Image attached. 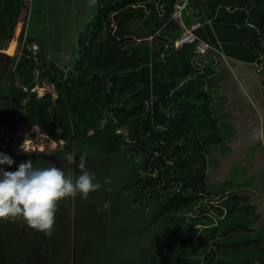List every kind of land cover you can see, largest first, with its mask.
Listing matches in <instances>:
<instances>
[{
  "label": "trees",
  "instance_id": "1",
  "mask_svg": "<svg viewBox=\"0 0 264 264\" xmlns=\"http://www.w3.org/2000/svg\"><path fill=\"white\" fill-rule=\"evenodd\" d=\"M156 1L97 0L86 12L79 6L76 15L69 0H31L26 17L31 9L45 24L66 12L71 19L72 64L61 68L49 59L44 40L25 35L30 0H0V46L22 44L1 85L0 125L12 126L23 110V119L50 137L59 129L75 141L87 162L109 160L123 189L132 190L141 210H151L147 225L167 237L159 244L167 246L163 256L155 252L152 264H264V228H253L257 215L248 196L236 189L206 197L207 141H222L202 89L213 63L201 67L192 45L173 47L179 25L170 20L172 1L162 11ZM192 2L197 18L210 20L197 30L202 39L226 58L264 64V0ZM44 83L55 98L31 90ZM121 196L127 204L130 195ZM8 225L0 219V264H31L29 238Z\"/></svg>",
  "mask_w": 264,
  "mask_h": 264
},
{
  "label": "rangeland",
  "instance_id": "2",
  "mask_svg": "<svg viewBox=\"0 0 264 264\" xmlns=\"http://www.w3.org/2000/svg\"><path fill=\"white\" fill-rule=\"evenodd\" d=\"M56 1L60 4L63 0ZM69 1L76 15L82 7L86 12L95 8L96 4H92L91 0ZM52 12L57 15L52 10L50 14ZM93 12L92 9L90 15ZM67 14L45 24L30 9L25 29V35L35 34L41 41L44 40L49 59L61 68L72 64L70 36L74 31L69 27L71 19ZM5 42L0 46V53L3 54L0 72L5 58H10L8 71L12 58H18L22 49L19 42ZM29 47L33 52L37 50L36 44ZM210 61L213 72L206 76L202 89L208 93L222 141L219 144L207 141L209 196L206 197L215 199L217 195L241 189L257 215L253 228H264V85L261 82L264 64L223 59L215 52L198 58L201 67ZM39 89H43L42 93ZM32 90L37 97L45 94L56 97L51 84L36 85ZM24 114L23 110L16 111L12 126L0 125V152L11 157L21 152L34 154L36 161H33V167L54 165L75 180L79 170L65 159L68 153L79 158L81 151L75 141L67 139L59 129L55 130L56 138L50 137L38 126L34 128L33 124L27 123L23 119ZM120 130L125 134V128ZM26 139L29 141L25 142ZM108 162L100 158L86 161V169L96 178L94 182L103 184V188L90 192L87 198L77 195L60 200L52 234L48 236L35 230L37 240H27L28 246L34 249L42 247L47 251L48 258L41 264H152L155 252L157 259L163 256L167 246L159 244L167 237L159 226L147 225L146 216L151 215V210L140 209L132 190L123 189L124 180L120 174H113L112 169L107 167ZM106 178H110V184H104ZM109 188L111 191L107 190ZM117 191L130 195L127 204L122 202L120 192L117 196ZM105 201L111 202L109 209L98 211ZM24 226L29 228L26 222ZM77 232L79 236L75 240ZM199 246L197 243L195 250ZM141 253L144 259L140 258Z\"/></svg>",
  "mask_w": 264,
  "mask_h": 264
},
{
  "label": "clouds",
  "instance_id": "3",
  "mask_svg": "<svg viewBox=\"0 0 264 264\" xmlns=\"http://www.w3.org/2000/svg\"><path fill=\"white\" fill-rule=\"evenodd\" d=\"M86 157L87 153L78 159L70 153L65 156L67 163L79 170L75 180L54 165L35 168L31 159L22 161L16 171L0 168V219L22 218L28 227L50 236L60 200L77 195L87 198L90 192L103 188V184L94 182L95 176L86 169ZM14 163L11 156L0 152V165L12 166ZM110 183V178H106L104 184ZM107 190L111 191L110 188ZM110 204L105 201L97 210L107 211Z\"/></svg>",
  "mask_w": 264,
  "mask_h": 264
},
{
  "label": "built area",
  "instance_id": "4",
  "mask_svg": "<svg viewBox=\"0 0 264 264\" xmlns=\"http://www.w3.org/2000/svg\"><path fill=\"white\" fill-rule=\"evenodd\" d=\"M171 1L170 20L179 25V32L172 41L173 47L179 49L186 45H192L194 47L195 61H198L200 57L206 56L209 52H215L223 59L226 58L219 48L211 45L197 34V30L205 23L210 22V20L202 21L197 18L200 11L192 0ZM96 2L97 0H91L92 4ZM185 18L192 19V22H186Z\"/></svg>",
  "mask_w": 264,
  "mask_h": 264
},
{
  "label": "flooded vegetation",
  "instance_id": "5",
  "mask_svg": "<svg viewBox=\"0 0 264 264\" xmlns=\"http://www.w3.org/2000/svg\"><path fill=\"white\" fill-rule=\"evenodd\" d=\"M8 59L5 58L3 67L1 69L0 72V87L4 81L5 78V74H6V70L8 67ZM36 126V125H33ZM37 127V126H36ZM41 155V154H40ZM13 160L15 161V163L12 166H8V165H3L2 168L6 171H16L18 168V165L22 162V161H27L29 159L33 161H36V158L34 156V154H29V153H25V152H21V153H14L13 155ZM43 158V157H42ZM50 162L52 161V159L49 160ZM8 223L10 224V226L8 225L10 230H13L14 232L16 231L18 233V236L20 238H29V239H36L37 240V235H36V231L33 228H28L25 225V221L22 218H18L16 220H11L8 219ZM24 243H27V239L24 240ZM28 248L30 249L28 251V257L31 260V264H41L43 260H45L46 258H48V253L46 250H43L42 247L39 248H33V246L31 247L28 246Z\"/></svg>",
  "mask_w": 264,
  "mask_h": 264
},
{
  "label": "crops",
  "instance_id": "6",
  "mask_svg": "<svg viewBox=\"0 0 264 264\" xmlns=\"http://www.w3.org/2000/svg\"><path fill=\"white\" fill-rule=\"evenodd\" d=\"M165 1L166 0H157L154 4H155V7H156V9L158 10V11H162L163 9H164V6H165ZM30 3H31V0H30V2H29V5H28V7H27V11H26V15H25V21H26V16H27V13H28V8H29V6H30ZM195 5H197L196 3H195ZM185 20H186V22H188V23H190V22H192V19H190V18H185ZM25 21H24V23H23V25H22V28L24 27V25H25ZM22 28H21V30H22ZM20 35V34H19ZM19 38V37H18Z\"/></svg>",
  "mask_w": 264,
  "mask_h": 264
},
{
  "label": "bare ground",
  "instance_id": "7",
  "mask_svg": "<svg viewBox=\"0 0 264 264\" xmlns=\"http://www.w3.org/2000/svg\"><path fill=\"white\" fill-rule=\"evenodd\" d=\"M26 90V88H24ZM32 90V89H31ZM33 91V90H32ZM43 89H39V92L42 93ZM41 97V96H40ZM28 135V134H27Z\"/></svg>",
  "mask_w": 264,
  "mask_h": 264
},
{
  "label": "water",
  "instance_id": "8",
  "mask_svg": "<svg viewBox=\"0 0 264 264\" xmlns=\"http://www.w3.org/2000/svg\"><path fill=\"white\" fill-rule=\"evenodd\" d=\"M195 5V4H194ZM24 21H25V18H24ZM24 21H23V23H24ZM7 73V72H6ZM6 75V74H5Z\"/></svg>",
  "mask_w": 264,
  "mask_h": 264
}]
</instances>
